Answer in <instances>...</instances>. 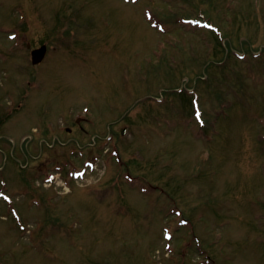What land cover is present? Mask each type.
Returning a JSON list of instances; mask_svg holds the SVG:
<instances>
[{
  "label": "rangeland",
  "instance_id": "obj_1",
  "mask_svg": "<svg viewBox=\"0 0 264 264\" xmlns=\"http://www.w3.org/2000/svg\"><path fill=\"white\" fill-rule=\"evenodd\" d=\"M5 188L0 264H264V0H0Z\"/></svg>",
  "mask_w": 264,
  "mask_h": 264
},
{
  "label": "water",
  "instance_id": "obj_2",
  "mask_svg": "<svg viewBox=\"0 0 264 264\" xmlns=\"http://www.w3.org/2000/svg\"><path fill=\"white\" fill-rule=\"evenodd\" d=\"M46 53V47H43L42 49L36 50L33 52V62L39 63L43 60Z\"/></svg>",
  "mask_w": 264,
  "mask_h": 264
}]
</instances>
